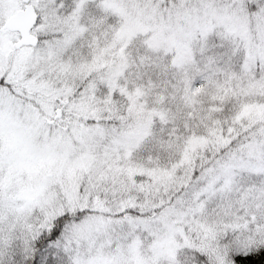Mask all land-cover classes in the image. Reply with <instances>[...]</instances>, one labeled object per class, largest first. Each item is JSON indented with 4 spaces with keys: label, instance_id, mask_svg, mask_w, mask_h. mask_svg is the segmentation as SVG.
Returning a JSON list of instances; mask_svg holds the SVG:
<instances>
[{
    "label": "snow or ice",
    "instance_id": "6c2138e0",
    "mask_svg": "<svg viewBox=\"0 0 264 264\" xmlns=\"http://www.w3.org/2000/svg\"><path fill=\"white\" fill-rule=\"evenodd\" d=\"M0 264H264V0H0Z\"/></svg>",
    "mask_w": 264,
    "mask_h": 264
}]
</instances>
